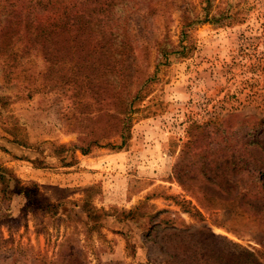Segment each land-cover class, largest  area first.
Instances as JSON below:
<instances>
[{"label": "rangeland", "instance_id": "obj_1", "mask_svg": "<svg viewBox=\"0 0 264 264\" xmlns=\"http://www.w3.org/2000/svg\"><path fill=\"white\" fill-rule=\"evenodd\" d=\"M204 5L148 0L126 14L133 88L144 94L130 135L120 148L103 141L87 154L61 152L70 164L54 149L83 144L72 99L37 79L34 65L28 84L5 79L0 67V167L16 179L0 191V237L8 240L0 264L68 263L67 237L87 264H171L165 251L177 238L168 233L184 229L264 248V0H214L209 15L232 14L221 25L195 19ZM200 163L193 177L182 169ZM211 166L219 169L212 178ZM22 186L50 201L77 200L90 188L92 205L107 215L89 231L74 218L23 216Z\"/></svg>", "mask_w": 264, "mask_h": 264}, {"label": "trees", "instance_id": "obj_2", "mask_svg": "<svg viewBox=\"0 0 264 264\" xmlns=\"http://www.w3.org/2000/svg\"><path fill=\"white\" fill-rule=\"evenodd\" d=\"M147 1L0 0V67L3 77L28 84L32 77L28 69L34 65L36 78L42 82L45 80L50 89L60 90L72 99L71 109L78 112L75 124L79 132H84L79 137L83 144L55 145L54 154L65 164L70 161L61 152L67 154L79 149L82 154H87L93 145L100 146L103 141H108L105 145L120 148L128 139L135 103L144 94L141 87L133 88L136 74L132 73V66L137 56L128 37L126 14ZM213 1L205 0L203 18L195 19L200 23L207 21L221 25L226 16L229 24L231 13L215 11L209 15ZM192 23L194 19L189 26ZM38 58L43 61L42 71L38 68ZM27 61L29 66H26ZM134 65L137 66V62ZM24 88L21 91L25 92ZM26 96H29V90H26ZM113 137L119 138L120 144H111L109 140ZM201 168L202 163L182 169L192 176ZM180 172L177 170V176ZM209 172L212 178L217 176L219 169L211 166ZM15 181L13 175L0 167L1 192L8 194ZM20 191L25 197L20 209L23 216L40 215L58 222L74 218L82 226H89V231L99 227L100 219L107 215L104 213L101 217V212L92 205L88 196L90 188L83 191L80 199L59 197L55 201L29 186H22ZM137 208L133 207L128 214ZM163 222L168 224L171 220ZM168 235L177 238L175 247L170 244L165 251L166 256L174 260L169 262L171 264H264V248L246 249L223 235L200 237L198 232L187 229L173 230ZM6 242L8 240L0 237V252H5ZM65 242L73 249L69 262L65 264H87L81 244L67 237L61 246ZM18 249L12 247L9 256L17 259Z\"/></svg>", "mask_w": 264, "mask_h": 264}]
</instances>
